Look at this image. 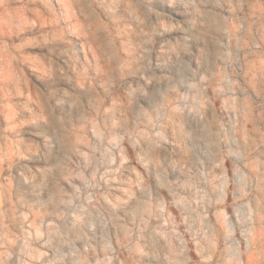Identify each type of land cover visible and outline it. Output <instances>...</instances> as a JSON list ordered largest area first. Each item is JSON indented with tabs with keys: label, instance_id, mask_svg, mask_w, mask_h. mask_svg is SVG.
Instances as JSON below:
<instances>
[{
	"label": "rangeland",
	"instance_id": "374dc122",
	"mask_svg": "<svg viewBox=\"0 0 264 264\" xmlns=\"http://www.w3.org/2000/svg\"><path fill=\"white\" fill-rule=\"evenodd\" d=\"M0 264H264V0H0Z\"/></svg>",
	"mask_w": 264,
	"mask_h": 264
}]
</instances>
